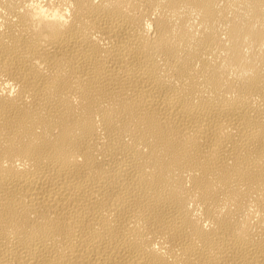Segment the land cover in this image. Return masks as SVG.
Segmentation results:
<instances>
[{
	"label": "bare ground",
	"instance_id": "6f19581e",
	"mask_svg": "<svg viewBox=\"0 0 264 264\" xmlns=\"http://www.w3.org/2000/svg\"><path fill=\"white\" fill-rule=\"evenodd\" d=\"M0 264H264V0H0Z\"/></svg>",
	"mask_w": 264,
	"mask_h": 264
},
{
	"label": "clouds",
	"instance_id": "9594fccd",
	"mask_svg": "<svg viewBox=\"0 0 264 264\" xmlns=\"http://www.w3.org/2000/svg\"><path fill=\"white\" fill-rule=\"evenodd\" d=\"M46 11H47L46 9H43V8L40 9L41 13L46 12Z\"/></svg>",
	"mask_w": 264,
	"mask_h": 264
}]
</instances>
